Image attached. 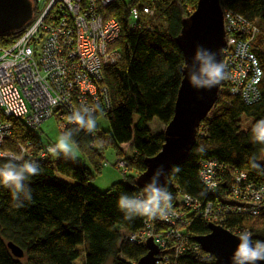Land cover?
Masks as SVG:
<instances>
[{
    "label": "trees",
    "instance_id": "1",
    "mask_svg": "<svg viewBox=\"0 0 264 264\" xmlns=\"http://www.w3.org/2000/svg\"><path fill=\"white\" fill-rule=\"evenodd\" d=\"M31 2L34 11L35 1ZM219 2L256 26L258 33L251 45L262 79L259 98L249 104L240 95L231 94L223 80L215 102L196 128L189 153L176 164L180 171L171 168L167 173L163 185L173 195L172 209L183 215L180 228L191 247L198 246L195 237L208 233V222L190 213L179 200L182 194L201 202L212 199L198 177L202 159H216L227 171V178L243 171L254 184L264 186V175L249 163L254 156L264 167V145L252 139L253 125L264 118V0ZM195 4L196 0H117L105 11V17L120 25L114 44L119 58L102 68L101 83L108 91L109 106L97 113L109 128L97 126L92 133L81 130L73 144L90 168L63 154L39 158L43 143L35 132L37 127L20 118L9 119L11 134L1 143L0 151L17 155L18 146H23L24 158L37 161L41 172L30 178L32 199L23 201L22 206H16L10 189L0 186V264H132L145 254L144 242H130L126 235L140 230L147 218L126 220L117 201L121 193H142L144 187L137 186L135 178L145 170L144 160L155 155L163 143L162 131L152 134L147 124L155 118L164 128L172 118L184 66L175 38ZM143 6L150 7L152 15H140L135 29L129 30L130 9ZM21 32L1 34L0 46L8 47ZM122 144L127 145L126 152L121 150ZM200 145L205 146L204 153L195 151ZM106 149H112L117 157L125 156L130 173H123V181L99 192L90 180L100 172ZM5 162L0 157V164ZM220 225L231 233L248 231L253 241H264V202L257 215L227 213ZM166 230L167 225L153 223L154 232ZM9 241L22 250L20 258L10 253ZM176 245L177 241L169 238L157 256L168 255L172 264H216L199 246L197 251L184 248L174 258Z\"/></svg>",
    "mask_w": 264,
    "mask_h": 264
},
{
    "label": "built area",
    "instance_id": "2",
    "mask_svg": "<svg viewBox=\"0 0 264 264\" xmlns=\"http://www.w3.org/2000/svg\"><path fill=\"white\" fill-rule=\"evenodd\" d=\"M34 1L32 18L21 28L20 36L8 47L0 46V145L11 134L10 118H20L35 128L54 116L62 133L74 125L68 119L74 109L99 104L104 110L109 106L108 91L101 83L102 68L119 58L114 44L120 25L105 17V11L117 0ZM218 5L224 33L221 61L228 72L225 81L231 94L240 95L249 104L259 98L262 79L251 45L258 30L248 19L221 6L219 0ZM152 12L148 6L132 7L128 29H135L140 15L151 16ZM49 146L52 145L42 144L39 158L50 155ZM18 150L17 155L0 151V157L26 155L23 146H18ZM114 166L122 168V174L127 173V158L118 157ZM225 172L216 159H202L198 177L212 199L201 202L182 194L179 203L195 216L217 225L227 213L257 215L264 202V186L254 184L243 171L228 178ZM153 223L167 225V230L156 233ZM183 224V215L171 208L167 218L146 219L140 230L126 238L144 242L152 237L159 248L173 238L177 241L173 254L176 258L184 248L197 251L199 246L187 244L180 228ZM237 232L233 234L239 235L241 230ZM155 264H172V259L160 255Z\"/></svg>",
    "mask_w": 264,
    "mask_h": 264
},
{
    "label": "water",
    "instance_id": "3",
    "mask_svg": "<svg viewBox=\"0 0 264 264\" xmlns=\"http://www.w3.org/2000/svg\"><path fill=\"white\" fill-rule=\"evenodd\" d=\"M31 0H0V35L21 29L32 18ZM182 53L184 66L182 78L174 102L173 115L162 130L163 143L160 150L144 160L145 170L135 178L139 187H144L158 165L165 173L189 153L195 138L196 128L216 100L219 84L211 89L195 88L188 79V67L193 63L197 46L216 53L221 61L224 46L221 13L218 0H196L195 8L181 23L175 38ZM165 176L160 178L161 184ZM208 233L197 236L194 241L201 250L210 254L216 264H231V257L239 243L238 236L220 225L207 223ZM146 252L132 264H155L159 247L152 237L144 241ZM10 253L20 258L22 250L12 242L6 243ZM257 264H264L258 261Z\"/></svg>",
    "mask_w": 264,
    "mask_h": 264
},
{
    "label": "clouds",
    "instance_id": "4",
    "mask_svg": "<svg viewBox=\"0 0 264 264\" xmlns=\"http://www.w3.org/2000/svg\"><path fill=\"white\" fill-rule=\"evenodd\" d=\"M188 67V79L195 88L211 89L227 78L228 72L225 64L217 60L216 53L197 46L193 56V63ZM183 70V69H182ZM259 72V69L257 70ZM103 111L99 104L92 107L84 106L74 109L68 117L75 125L74 128L63 131L54 145L48 147V152L58 157L76 160L77 156L72 145L76 143L74 137L81 130L92 133L97 130V113ZM254 143L264 145V118L258 120L252 127ZM197 153H204L205 146L200 145L195 149ZM5 163L0 164V186L11 190L16 206H22L25 200L32 199V189L29 186L30 178L39 175L40 165L37 161L24 157H3ZM251 167L264 175V167L253 156L249 161ZM173 172H179L180 167L174 165ZM167 176L163 165H158L152 176L146 182L142 193L129 195L121 193L117 206L124 214L126 220L135 217H144L150 220L165 219L172 208L173 195L168 188L161 184L160 178ZM239 243L231 257V264H257L264 261V241H253L248 231H241L238 236Z\"/></svg>",
    "mask_w": 264,
    "mask_h": 264
},
{
    "label": "rangeland",
    "instance_id": "5",
    "mask_svg": "<svg viewBox=\"0 0 264 264\" xmlns=\"http://www.w3.org/2000/svg\"><path fill=\"white\" fill-rule=\"evenodd\" d=\"M98 125L104 130H107L108 123L102 118H97ZM148 128L152 134H156L159 131L163 130V124L157 119H152L148 122ZM36 134L38 135L40 141L45 144L49 143L54 145L58 140L61 132L58 128L57 120L54 116H51L40 123V125L35 129ZM74 152L76 153V160H79L85 167L90 168L87 160L81 155L74 145H72ZM127 145H123L121 150L126 152ZM51 156H53L51 154ZM118 157L115 155L112 149H106L104 151V161L99 173H94L93 177L90 180V185L99 192L106 190L112 183L123 181L124 177L122 174V168L114 166L115 161ZM128 172L127 174H129ZM107 264H110L108 261Z\"/></svg>",
    "mask_w": 264,
    "mask_h": 264
},
{
    "label": "crops",
    "instance_id": "6",
    "mask_svg": "<svg viewBox=\"0 0 264 264\" xmlns=\"http://www.w3.org/2000/svg\"><path fill=\"white\" fill-rule=\"evenodd\" d=\"M123 145H126V144H122L120 147L122 148Z\"/></svg>",
    "mask_w": 264,
    "mask_h": 264
}]
</instances>
